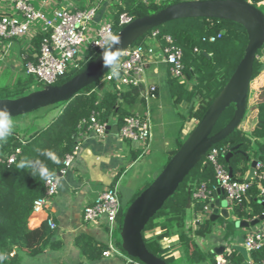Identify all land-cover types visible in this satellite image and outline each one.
Returning a JSON list of instances; mask_svg holds the SVG:
<instances>
[{"label": "trees", "instance_id": "obj_1", "mask_svg": "<svg viewBox=\"0 0 264 264\" xmlns=\"http://www.w3.org/2000/svg\"><path fill=\"white\" fill-rule=\"evenodd\" d=\"M178 1L180 0H147V2L122 0L123 6L117 9L113 17L114 35L123 27L118 25L120 13L125 12L134 19L153 14ZM250 2L264 13V4H259V0H250ZM155 29L161 35L170 34L183 50L184 80L169 76L165 82L166 93H171L174 104L181 101L188 102L186 116L189 120L197 121L228 81L243 57L248 41L247 33L244 27L235 21L200 17L172 20L155 27ZM219 32H221V36L216 41L201 43L203 36ZM146 34L134 43L142 41ZM41 39V34H37L31 39L30 46L26 49L27 59H31L33 52L38 50ZM195 46L200 48L198 53L193 51ZM100 51H88L86 55L90 58L82 65L81 69L61 78L54 85H60L82 71ZM263 69L264 45L257 51L253 62L248 99L242 119L228 135L213 143V145H227V152L232 149L228 166L231 168L232 177L236 179H243V175L248 169L246 155H251L264 164V84L260 87L252 86ZM32 82L31 75H18L11 84L3 86L0 93L5 94H0V98H9L8 93L15 95L13 97L28 93L31 91ZM97 83L98 81L85 87L68 101L50 106L61 104L63 108L45 127L22 135L13 130L12 135L5 142H0L1 156L9 155L15 148H20V153L16 155L12 164L0 163V255L5 257L3 261H0V264H22V253L36 257L46 248H57L61 244L60 241L53 239L54 230L50 229L45 222L34 228L28 226L33 201L44 193L45 177H42L40 172L34 171L33 168H19V162L26 157L29 160L42 162L48 173L54 174L58 171L63 156L70 152L75 144L77 124L81 119L87 118L92 111H97L101 119L116 116L120 120L124 114H133L128 111L127 107L137 100L138 88L131 87L125 91H104L99 100L98 94L91 91ZM249 93L251 94L249 95ZM248 100L251 102L250 112L254 118L249 131L246 132L243 130L242 123L248 110ZM234 109V104H230L222 112L211 134L222 129L228 123L233 116ZM181 143L182 140L176 135L171 148L167 151L163 166L178 150ZM45 150L54 153L58 162H53L51 158L43 154ZM203 160L204 157L187 174L174 193L165 200L162 207L148 221L142 231L146 248L169 264H174L172 263L174 260H181L185 264H194L205 258L193 237L208 236L214 222L207 217L197 223L196 228L192 231L191 221L188 220L190 207L187 205L191 186L194 183L205 181L209 187L215 185L213 166L209 162L202 165ZM219 161L228 168L224 156L220 155ZM152 180L146 181L129 199L124 200L120 197L121 208L116 232L121 233L123 215L127 206ZM203 205L204 202L196 201L194 217L202 212ZM240 205V203L236 204L233 208L234 214L238 217L252 219L257 214L256 211L247 213ZM165 238L171 240L168 247L162 245V240ZM75 243L87 260L100 259L103 257L102 252L107 248L106 244L97 242L86 234L78 235ZM115 245L126 255L122 241H115ZM176 247H178L177 252L170 254V251ZM235 253L236 250H232L230 258L239 262L240 255ZM250 254L254 262L264 259V246ZM122 261L124 262L123 258Z\"/></svg>", "mask_w": 264, "mask_h": 264}, {"label": "built area", "instance_id": "obj_2", "mask_svg": "<svg viewBox=\"0 0 264 264\" xmlns=\"http://www.w3.org/2000/svg\"><path fill=\"white\" fill-rule=\"evenodd\" d=\"M95 15V5L79 9L66 0H0V63H8L9 58L5 55L13 45H17L19 49L15 55L19 56L24 73L35 78L40 87L54 85L61 78L80 70L90 58L86 53L102 50L106 46L105 35L114 34L111 18L91 26ZM131 20V16L122 12L118 16V25L124 26ZM37 34L42 35L39 48L33 52L31 59H27L26 49ZM220 36L221 32L203 36L201 43L214 42ZM193 51L198 53L200 48L195 46ZM151 63H163L168 67L170 77L184 80L182 48L170 34L161 35L153 28L142 41L131 44L119 54V76L113 77L109 69L91 91H95L100 100L104 91H125L136 87L147 105L156 97L157 89L155 85L145 83L144 79L146 66ZM115 119L116 116L101 119L97 111H92L87 118L78 122L75 144L61 159L58 171L45 177L44 193L33 201L32 215L42 212L47 199L57 193L59 178L71 167L83 140L88 137L103 138ZM117 132L121 139L137 144L141 154L146 153L152 141L148 107L142 113L124 114L118 120ZM227 149V145H212L204 156L202 165L209 162L213 166L215 185L209 187L205 181H200L190 190L189 206L192 207L193 200L204 202L202 212L191 221L192 230L202 218L207 217L215 189H220L228 206L240 202L254 185L258 189L259 199L264 201V164L256 162L252 179L233 178L228 168L219 161V156H224ZM19 153L20 148L17 147L9 155H0V163L12 164ZM120 208L117 187L112 186L84 206L82 218L84 221L104 218L108 239L103 257L119 256L124 259V264H142L123 254L115 245ZM45 223L50 229L56 227L50 216L45 217ZM243 246L248 253L264 246V219L256 228L245 233ZM230 255L231 249L225 246L221 254L215 255L213 264H264V259L258 262L249 259L239 263L233 261Z\"/></svg>", "mask_w": 264, "mask_h": 264}, {"label": "water", "instance_id": "obj_3", "mask_svg": "<svg viewBox=\"0 0 264 264\" xmlns=\"http://www.w3.org/2000/svg\"><path fill=\"white\" fill-rule=\"evenodd\" d=\"M196 17L235 21L244 27L248 41L243 57L202 117L182 140L178 150L149 185L131 201L124 212L121 225L123 250L142 264H169L146 248L142 238L145 225L162 207L165 200L174 193L193 167L201 161L213 143L228 135L245 113L253 62L257 51L264 45V13L249 0H180L153 14L132 19L115 34L119 36L121 43L113 51L119 55L137 39L161 24L176 19ZM106 54H108L107 45L89 65L62 84L44 85L15 98H0V105H7L13 118L68 101L82 89L98 81L109 70L102 59V55ZM230 104L235 106L233 116L222 129L217 131L218 136L211 134L218 118ZM231 154L232 149L224 155L227 166ZM246 159H249V156L246 155ZM256 162V159L250 160L246 179L254 178ZM228 170L231 175L229 166ZM216 192L221 191L216 189ZM261 204L264 208V201H261ZM187 205L189 206V203ZM210 208L211 221H215L219 215L224 219L229 218L224 196L215 198L210 203ZM263 219L264 212L250 221L236 220L235 227L254 226ZM232 247L238 250L246 261L249 260L248 251L244 246ZM213 250L218 255L223 252L224 247H215Z\"/></svg>", "mask_w": 264, "mask_h": 264}, {"label": "crops", "instance_id": "obj_4", "mask_svg": "<svg viewBox=\"0 0 264 264\" xmlns=\"http://www.w3.org/2000/svg\"><path fill=\"white\" fill-rule=\"evenodd\" d=\"M66 1L74 8L79 9L95 5L96 15L91 26H94L98 22L105 21L108 18H111L113 21L117 9L123 6L122 0ZM258 3L264 4L262 0H259ZM16 46L17 45H13L12 48ZM17 47L19 49V46ZM9 61H11L10 58L8 59V63H10ZM168 77V68L163 63L148 64L146 66L144 79L145 83L156 86V97L150 100L146 105L143 99L138 96L137 100L127 107L128 111L132 113H142L146 107L149 109L152 126V141L148 151L141 154L137 144L120 138L117 132V119H115L116 122L112 120L111 127L103 138L94 139L88 137L84 139L71 167L59 178L57 193L53 197L47 199L42 212L35 215L30 214L28 219V226L34 228L45 222L46 216L52 217L56 224V227L52 229L54 230L53 239L60 241L61 244L57 248H46L43 253L36 257H30L22 253V264H124L122 258L119 256L101 257L98 260H87L76 245L75 239L80 234H86L94 238L97 242L106 244L108 237L104 218L84 221L82 218L84 206L95 200L100 192L112 186L117 187L119 198H123V193H125L127 197L123 199L127 200L147 181L146 175L150 173L153 177L159 172L160 167L157 166L156 168L154 165L155 163H150L149 159L147 157L145 158V154L151 152L152 146H154L153 144L157 138L153 120L161 119L164 110L175 115V111L173 112V110L177 109L178 111L179 108L181 109L178 113L180 114V122L172 135H163L164 123L162 121L158 123L159 132L163 138L161 145L165 156H167V151L171 148L173 138L176 135L183 140L188 134L189 127L194 122V119L189 120L184 114L185 111L183 109L189 104L186 101H181L176 104L173 103L171 93H166L165 82ZM257 79L256 83L258 87L262 86L264 84V69ZM16 126L17 124H15L14 129ZM252 159L254 158L250 155L247 162L248 169L250 160ZM142 161L144 164H141ZM145 162H147V164H145ZM158 165L163 167L162 162H159ZM248 169L244 173L243 178L247 177ZM221 197H223V194L221 192H216L215 189L213 191V200ZM213 200L211 202H213ZM239 203L241 204L240 207H244L247 213L256 211L257 214L254 215L252 219H255L264 212L261 200L258 197V189L255 185L249 190L248 195L244 197L241 202L235 203L234 205ZM234 205H226L229 211V218L224 219L219 215L213 224L214 227L212 225L211 232L208 236L193 237L195 242H198L201 238L210 241L208 249L214 257L216 255L213 252L215 247L227 246L232 252V250H236L232 247L233 245L243 246L245 233L256 228L262 222L259 221L254 226L250 227H235L236 220L250 221L252 219H245L234 214ZM210 214L211 208H209L207 217H209ZM188 215L191 216V218L188 216V220L192 221L194 215L192 213ZM215 227L221 231H213ZM170 243L171 240L168 238L162 240V245L164 247L169 246ZM177 250L178 247L174 248L173 251L177 252ZM237 253L241 258L239 263L246 262L244 256L238 250H236L235 254ZM248 257L252 260L250 253H248ZM30 258L34 259L31 260ZM212 262L213 260L208 264H212Z\"/></svg>", "mask_w": 264, "mask_h": 264}, {"label": "rangeland", "instance_id": "obj_5", "mask_svg": "<svg viewBox=\"0 0 264 264\" xmlns=\"http://www.w3.org/2000/svg\"><path fill=\"white\" fill-rule=\"evenodd\" d=\"M17 50H18V47L16 46V47H13L12 49H9L8 52L6 53L5 56L7 58H10V60H11V61H9L10 63H8L6 65L0 63V90L3 88V86L11 84L14 81V79L16 77H18V75H20V76L24 75V70L22 69L20 58H19V56L17 57L15 55ZM257 80L258 79H256L255 82L253 83V85H252L253 87H258V84L256 83ZM39 88H41V87L38 85L36 79L33 78V82L30 85V90L39 89ZM0 94H5V93H0ZM250 94L251 93H249V95ZM8 96H10L9 98H15V97H13L15 95L10 94V93H8ZM188 107H189V105H187L185 107V109H183L185 111L184 112L185 115L187 114ZM251 107H252L251 102H250V100H248V110L246 111V115H245V117L243 119V123H242L243 124V130H246V132L249 131V129L252 125V122H253V118H254L253 114H251V112H250ZM62 108H63V105L58 104V105L53 106V107L49 106V107L39 108V109L34 110L32 112L25 113V114L19 115L17 117H13L14 126H15V124H17L16 128L15 129L13 128V130L18 131V133L22 135V134L30 133V132H33L34 130L43 128L47 124H49V122L51 120H53V118H55V116L59 112H61ZM170 109H171V107H170ZM180 111H181L180 108L178 109V111H177V109H174L173 110V112L175 113V115H174V114L168 112L167 110H164V112L161 115V119L159 118L158 120H153L154 130L157 133V138L155 139V143L153 144L154 146H152L151 152H148L147 154H145V158L147 157L149 159L150 163H155L154 165L156 166V168H157V166H159L160 170H161L162 166L158 165V163L159 162L164 163L163 159L166 156L163 153V149H162V145H161V143L163 142V138L159 132L158 123L160 121H162L164 123L163 135H166V136L172 135L175 132V128L178 126V123L180 122V119H179L180 114H178ZM195 123H196V120H194V122L191 124L188 132L191 130V128L194 126ZM214 134L216 136H218L217 132H215ZM141 164H144V162L142 161ZM145 164H147V162H145ZM154 177H155V175L152 177V175L150 173H149V175H146L147 181L154 179ZM195 184L196 183H194L191 186V189L194 187ZM126 197H127V195L125 193H123V198L125 199ZM192 202H193V205L191 208H189L188 212L193 214L194 213V204L196 203V201L193 200ZM198 202L202 203L203 201H198ZM189 218H191V216H189ZM205 218H207V217L202 218L201 221H203ZM192 219H194V217H192ZM213 222H215V221H213ZM213 227H214V225H213ZM214 230H217L219 232L221 231V230H218L216 227L213 229V231ZM114 240L117 242L119 240L121 241V233L120 232H116ZM209 242L210 241H206V239H204V238H201L200 240H198V242H196L197 245L199 246L201 252L205 255V258L202 261H200L198 263H194V264H208L209 262L211 263V260H214V255L208 249L209 245H210ZM116 245L118 246V244H116ZM171 252L176 253V251H173V250L170 251V254H171ZM211 254H212V256H210ZM30 259L33 260L34 258H30ZM172 263H174V264H185L181 260H174V261H172ZM212 264H213V262H212Z\"/></svg>", "mask_w": 264, "mask_h": 264}, {"label": "clouds", "instance_id": "obj_6", "mask_svg": "<svg viewBox=\"0 0 264 264\" xmlns=\"http://www.w3.org/2000/svg\"><path fill=\"white\" fill-rule=\"evenodd\" d=\"M105 43L108 48V54L102 55L103 63L106 67L111 69L113 77H118L120 72L119 55L113 50L121 43L118 35L108 33L104 37ZM14 128V121L10 114V110L7 105H0V142H5L10 135H12ZM53 162H58L57 157L50 150H45L44 153ZM19 168H33L34 171H39L42 177L49 175L46 166L39 161L29 160L27 157L22 159L19 164ZM5 259L0 255V261Z\"/></svg>", "mask_w": 264, "mask_h": 264}]
</instances>
